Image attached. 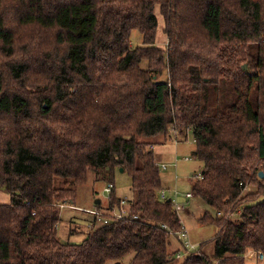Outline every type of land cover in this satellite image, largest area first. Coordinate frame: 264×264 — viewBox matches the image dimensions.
<instances>
[{"label":"trees","instance_id":"trees-1","mask_svg":"<svg viewBox=\"0 0 264 264\" xmlns=\"http://www.w3.org/2000/svg\"><path fill=\"white\" fill-rule=\"evenodd\" d=\"M222 81L234 100L215 108ZM188 132L203 163L191 192L213 210L199 220L217 233L213 257L196 248L179 264L264 258V0H0V264H175L181 224L159 198L152 147ZM118 171L131 180L127 217L61 242L75 188L91 173L118 207Z\"/></svg>","mask_w":264,"mask_h":264},{"label":"rangeland","instance_id":"rangeland-1","mask_svg":"<svg viewBox=\"0 0 264 264\" xmlns=\"http://www.w3.org/2000/svg\"><path fill=\"white\" fill-rule=\"evenodd\" d=\"M154 14L157 19L155 45L166 50L168 48V39L165 34V22L160 12L159 5L155 6ZM130 40L132 46L140 45L142 41L141 34L137 30L132 31ZM164 77L165 74L162 77H159V79H163ZM220 85V88L217 89L214 94L217 99L221 98L222 101L220 105H215V108L224 107L225 105L232 103L234 100L231 82L222 81ZM176 142L177 141L173 139L172 141L168 140L165 144L157 143L154 145L156 162H158V164H161V162L167 164L166 169L160 168L162 182L165 185L164 187H166V196L171 198L175 193L174 191H176V201L178 203L187 202L183 209L179 210L178 213L188 232L189 241L191 244L195 245V250L196 248H200L201 252L209 257H213V239L217 233V228L214 225L202 224L199 220L205 212L209 211L213 213V210L207 203L191 192L192 185L197 179L196 176L201 174L203 163L194 155L196 146L190 132H188L186 140L180 142L178 146L179 149L174 151L175 149L173 150V148L175 147L172 145H175ZM173 151L178 155L175 156V159L173 157V161H170L169 155ZM158 154H160V157ZM184 157H187L189 160L185 161ZM172 170L178 172L176 173L175 171V174L173 175V183H171L172 179L168 178V174ZM177 181H179V183H177ZM130 182L131 180L125 172H116L114 185L117 195L122 196L125 199L131 198L132 192L130 190ZM106 186L107 183L102 180H96V177L90 173L85 184L79 185L75 188L76 193L74 203L64 205L59 212L56 231L61 242H82L86 237L88 228H90V221L93 219L91 213L96 205L95 200H100L101 208L106 206V198L108 194L103 191ZM255 190L254 187L250 186L244 189V193L253 192ZM2 192L6 193L3 190ZM186 192L192 193L191 198L185 197ZM6 195L8 197V194ZM0 198L2 199V196H0ZM0 203L2 202L0 201ZM169 242L170 251L172 252L181 245L180 241L175 239L173 235L169 237ZM259 253L255 250H248L244 258L245 264H264V258H260ZM182 258L176 259L175 264L181 263L183 260ZM128 259L129 257L126 258V260ZM107 264H113V262H108Z\"/></svg>","mask_w":264,"mask_h":264},{"label":"built area","instance_id":"built-area-1","mask_svg":"<svg viewBox=\"0 0 264 264\" xmlns=\"http://www.w3.org/2000/svg\"><path fill=\"white\" fill-rule=\"evenodd\" d=\"M159 166V168L162 169H166L167 165L166 164H157ZM202 175H197L196 178L201 179ZM103 191L108 194L107 198H106V206L103 209H97V208H93V212L91 213L93 216V220L98 222V223H103V224H107L110 220H121L124 219L125 217H127L128 215V210L126 208V199H121L119 206L118 207H109V196L110 193L112 191V186L111 185H107ZM175 193L173 194V196L171 197V200L173 201V206L174 209L177 212V215L179 217V213L178 211L183 209L184 205L187 202H182V203H178L176 201V191H174ZM192 196V193H187L185 194L186 198H189ZM166 190H162L159 194V198L161 200H165L166 199ZM64 207V206H62ZM106 208V209H105ZM179 223L181 224V228L175 233L173 234L174 236H176V239L180 241V244H182L184 251L177 253L176 254V258H182L183 256L187 255L189 252L194 251L195 250V245L191 244L188 238V232L185 228V226L183 225L182 220L179 217ZM162 228L167 229L166 225H162ZM259 257L263 258V255L261 253H259Z\"/></svg>","mask_w":264,"mask_h":264},{"label":"crops","instance_id":"crops-1","mask_svg":"<svg viewBox=\"0 0 264 264\" xmlns=\"http://www.w3.org/2000/svg\"><path fill=\"white\" fill-rule=\"evenodd\" d=\"M172 141V140H171ZM166 142H168V140H161L159 143H162V144H165ZM182 142V141H181ZM179 144H180V142H176V144L175 145H172L173 147H175V148H173V147H171V148H173V150L174 151H177L176 149H179L178 148V146H179ZM155 145V144H154ZM153 145V150H155V146ZM171 152L170 153V155H169V159H170V161H173L176 157V155H178L177 153H175V152ZM162 154V153H161ZM159 155V157H160V154H158ZM173 157H174V159H173ZM173 159V160H172ZM184 160L185 161H188L189 159L187 158V157H184ZM157 164H158V162H157ZM161 164H166V163H164V162H161ZM175 164H176V161H175ZM167 165V164H166ZM167 168V167H166ZM175 171L176 170H172V171H170L169 172V174H168V178L169 179H172V182L171 183H173V175L175 174ZM176 173H178L177 171H176ZM178 175V174H177ZM200 175H202V174H200ZM175 177V176H174ZM167 178V179H168ZM198 179V178H197ZM163 183V182H162ZM177 183H179V181H177ZM164 185V184H163ZM165 186V185H164ZM164 188H166V187H164ZM189 193V192H188ZM7 193H4V192H2V189H0V196H2V199L0 200L2 203H8L9 202V195H8V197H7V195H6ZM186 194H187V192H186ZM119 198H121V199H123V197L122 196H119V195H117ZM191 198V197H190ZM125 199V198H124ZM188 200V199H187ZM180 217V216H179ZM180 219H181V217H180ZM176 239V238H175ZM177 242V241H176ZM171 247H172V245H171ZM173 247H175V246H173Z\"/></svg>","mask_w":264,"mask_h":264},{"label":"water","instance_id":"water-1","mask_svg":"<svg viewBox=\"0 0 264 264\" xmlns=\"http://www.w3.org/2000/svg\"><path fill=\"white\" fill-rule=\"evenodd\" d=\"M246 68V65H243V69H245ZM120 171H122V168H120ZM201 174H203V172L201 173ZM259 175H260V177H263L264 175H263V173H259ZM100 203V200L99 199H96L95 200V204H99Z\"/></svg>","mask_w":264,"mask_h":264}]
</instances>
